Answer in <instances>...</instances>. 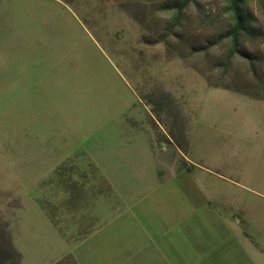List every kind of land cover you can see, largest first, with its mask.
<instances>
[{
  "label": "rangeland",
  "instance_id": "1",
  "mask_svg": "<svg viewBox=\"0 0 264 264\" xmlns=\"http://www.w3.org/2000/svg\"><path fill=\"white\" fill-rule=\"evenodd\" d=\"M174 1L0 0V215L22 264L64 259L46 208L67 159L112 170L154 144L167 161L170 140L244 186L264 249V0H243L251 30L227 71V0H197L178 25Z\"/></svg>",
  "mask_w": 264,
  "mask_h": 264
},
{
  "label": "crops",
  "instance_id": "2",
  "mask_svg": "<svg viewBox=\"0 0 264 264\" xmlns=\"http://www.w3.org/2000/svg\"><path fill=\"white\" fill-rule=\"evenodd\" d=\"M149 145L146 154L113 157L112 170L108 156L95 166L75 156L58 167L46 208L65 246L55 264H230L242 247L264 253L262 224L242 203L239 181L213 171L210 161L200 164L172 140L176 157L167 161ZM120 161L127 162L123 171ZM233 183L240 187L232 189L237 201L229 195ZM218 184L229 189L217 190ZM0 258L22 264L2 215Z\"/></svg>",
  "mask_w": 264,
  "mask_h": 264
},
{
  "label": "trees",
  "instance_id": "3",
  "mask_svg": "<svg viewBox=\"0 0 264 264\" xmlns=\"http://www.w3.org/2000/svg\"><path fill=\"white\" fill-rule=\"evenodd\" d=\"M197 0H180L174 1L169 4V8L176 12L173 20L174 24L178 25L181 21L182 16L184 15L186 9L194 4ZM227 13L230 14L231 26L228 30L221 36V41L228 39L230 41V49L226 57L221 60L220 65L223 71H227L229 69L230 63L234 55L240 52L239 50V40L242 34L250 33V20L248 17V12L244 8L243 0H227ZM174 24L171 26L175 27ZM203 76H205L203 74ZM209 85L212 87H217L210 83L207 78ZM185 152L187 150H184Z\"/></svg>",
  "mask_w": 264,
  "mask_h": 264
}]
</instances>
